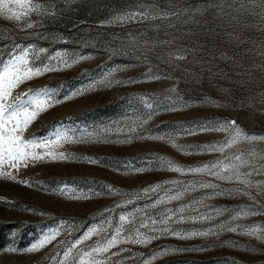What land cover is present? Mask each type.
Wrapping results in <instances>:
<instances>
[{"label":"rangeland","instance_id":"374dc122","mask_svg":"<svg viewBox=\"0 0 264 264\" xmlns=\"http://www.w3.org/2000/svg\"><path fill=\"white\" fill-rule=\"evenodd\" d=\"M34 2L50 13L42 9L40 15L31 14L28 22L37 27L21 30V23L0 17V54L6 55L14 46L27 47L36 54L30 56L36 65L51 64L54 68L21 84L14 95L29 89L51 91L50 99L60 102L41 112L24 136L42 140L58 128L66 130L73 139L57 151L71 158H45L18 170L4 169L12 171L15 179L0 175V264H56L66 246L61 242L74 241L91 226L104 224L107 231L81 244L80 249L85 251L113 233L114 228L105 221L116 226L121 214H131L129 220L135 216L138 225L145 214L157 217L165 209H178L208 196L209 190L197 183L181 199L152 206L164 190L178 187L166 181L187 185L212 179L171 171L161 161L170 160L188 169L216 160L220 154L204 146L223 142L228 133L201 131L202 127L235 121L246 133L264 136V0H173L180 7L213 6L197 16L199 24L174 20L181 32L197 33L180 43L187 47L201 44L205 51L195 57L189 55L191 63L174 61L171 65L165 62L168 49L159 47L148 54L147 62H141L142 40L134 44L128 34L146 32L154 36L148 24L108 23L142 4L168 7V0ZM210 29L214 31L209 33ZM160 38H164L162 30ZM221 51L234 56L235 63L215 60L210 73L208 64L202 68L194 62L201 56L207 61L212 53ZM156 53L162 59H157ZM81 56L87 58L78 60ZM112 69L122 70L105 77ZM149 69L160 78L146 77ZM145 100L153 109L145 107ZM153 110L152 118L141 126ZM133 128L135 131H131ZM249 149L264 151V140L241 142L225 154ZM35 151L43 153L45 149ZM257 163L264 164V159ZM252 179L264 181V176ZM157 184L163 188L144 193V189ZM251 191L258 204L247 196H217L205 201L209 208L198 207L201 212L212 207L228 209L223 215L211 223L184 222L172 227L188 233L204 230L227 221L232 210L264 205V196L257 195L255 189ZM189 214L196 215L185 212ZM233 224L258 227V235L264 236V212L257 211ZM131 226L125 223L124 227ZM57 229L59 234L51 243L39 251H24ZM140 231L148 232L146 228ZM164 249L168 251L152 259ZM105 258L106 264H264V239L241 229L186 239L162 235L147 245L120 243L103 254L101 259Z\"/></svg>","mask_w":264,"mask_h":264},{"label":"snow or ice","instance_id":"6c2138e0","mask_svg":"<svg viewBox=\"0 0 264 264\" xmlns=\"http://www.w3.org/2000/svg\"><path fill=\"white\" fill-rule=\"evenodd\" d=\"M213 5H188L180 7L179 3H174L173 0H168V7H161L158 3H148L137 6L135 9L123 12L114 16L109 24L126 25L129 23L148 24L149 27L155 32L154 36H148L146 32H141L139 36L129 33L128 36L134 44L142 40L141 55L144 60L148 61V54L155 53V49L166 48L165 52L167 60L165 61L171 65L174 61L193 62L188 60V56H196L199 53L205 51L204 45L196 44L195 47H187L180 41L190 38L197 33L189 30L188 32H181L175 21H180L182 24H199L197 19L198 15H202L208 7ZM44 10L45 14L47 9L44 5L34 2V0H0V17H3L9 21H15L23 25L21 30L32 29L37 27V24L28 22L32 13L37 15L41 14V10ZM187 16L186 19L182 17ZM159 20V25H152L149 22ZM167 22L166 24L164 22ZM175 29L176 31H170ZM161 30L163 39L160 38ZM214 29H210L209 33ZM231 35V34H229ZM41 52L44 50L41 49ZM114 52L116 50H113ZM36 55L30 48L20 49L18 46H14L12 50L4 55L0 54V175H3L8 179H15L10 170H18L19 167H27L29 163L44 160L45 158H51L52 160H63L71 157L66 156L63 152H58L57 149L62 146L63 143L73 139L66 130L56 129L50 138L37 140L25 138L24 132L31 125V123L38 117V115L47 111L49 107L55 106V103L60 101H52L50 99L52 93L48 89L31 90L14 95L15 89L21 84L39 77L42 73L54 70L51 64L36 65L35 61L30 56ZM157 59L162 57L156 53ZM87 57L81 56L78 60L86 59ZM139 59V57H137ZM215 60L233 61L235 63L234 56H229L227 52L221 51L218 55L211 54V59L205 61L203 56L199 60L194 61L200 63L203 68L204 64H208V71L212 72L211 65ZM61 63H67L66 61H60ZM77 62L76 60L72 61ZM259 67V66H258ZM122 69H112L105 74V77L110 76L112 72ZM219 73H212L213 76ZM150 79H159V76H155L149 72L145 74ZM168 78V77H165ZM211 78V77H210ZM107 82L109 85L111 81ZM117 83H121L117 81ZM175 91V88L172 89ZM82 94V92H81ZM75 95V94H74ZM145 107L153 109L151 103L145 100ZM153 111H149L147 119L141 121V126L146 123L147 120L152 118ZM135 131V128L131 129ZM201 131H218L226 132V136L223 142H219L212 145H205V150L209 152H217L220 156L208 163H205L199 167L183 169L174 162L168 160L164 161L161 158L162 163H166L167 167L171 171H175L181 174L190 173L194 175H206L212 179L206 182H190V184H183L180 181H166L165 183H171L178 185L176 189H166L162 196H157L153 201V207L179 200L182 198L185 192L189 189H195L197 183L202 189L209 190V195L203 197L200 200L193 201L192 204L187 206H181L178 209H165L157 214V217L148 216L139 219V224L135 223L136 217L132 216L129 220V215L121 214L119 216V223L113 226L110 221H105L108 227H113L114 231L110 236L104 237L103 241H97L95 245L89 246L85 251L80 249V245L90 240L93 236H100L101 233L106 232L107 229L104 224L94 225L89 227L80 237L71 242H61L64 247L61 258L56 264H106V258L101 259L102 255L108 253L110 249L116 247L120 243H132L147 245L153 240L159 239L162 235H173L177 238L186 239L190 236H216L222 231L237 232L241 229L245 234L249 236H257L259 239H264V236L258 235L259 228L248 226L245 227L240 224H233V222L247 217L249 215H255L257 211L264 212V205H259L258 208L245 205L236 210H232V215L227 221L219 224L212 225L204 230L192 231L190 233L183 230H177L172 227L173 224H179L184 222L191 223H211L217 216H221L228 209L211 208V211L201 212L199 207L209 208L210 206L205 203L206 200L217 196H247L254 203L258 204L256 196L252 195V189L257 191V195L264 196V181L253 182V176H264V164H258V159H264V151L257 152L255 149H249L247 152L237 150L230 154H225L228 150L234 148L241 142H247L251 144L254 141L264 140V136H256L248 134L240 129L235 121H228L215 126H205L201 128ZM157 139H163V137H156ZM37 148H44L43 153L35 151ZM10 169L5 171L4 169ZM222 184L235 185V187H222ZM110 187V186H109ZM163 185L157 184L144 189V193L157 192L162 189ZM199 206V207H198ZM195 212L196 215H185V212ZM125 223H130L132 226L125 229ZM141 228H146L148 232H141ZM128 235H124V232ZM148 233H151L149 235ZM59 234V230H50L44 234L43 237L34 243L31 247L24 250L27 252L39 251L47 244L56 239ZM10 251H17V249H9ZM75 251V255H73ZM164 249L158 253H155L152 259H155L158 255H163L167 252ZM115 255V253H113ZM148 264V262H145Z\"/></svg>","mask_w":264,"mask_h":264}]
</instances>
